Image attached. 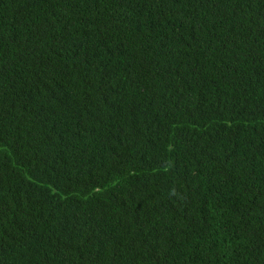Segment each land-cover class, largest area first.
Returning <instances> with one entry per match:
<instances>
[{
  "label": "trees",
  "instance_id": "1",
  "mask_svg": "<svg viewBox=\"0 0 264 264\" xmlns=\"http://www.w3.org/2000/svg\"><path fill=\"white\" fill-rule=\"evenodd\" d=\"M0 264H264V0H0Z\"/></svg>",
  "mask_w": 264,
  "mask_h": 264
}]
</instances>
